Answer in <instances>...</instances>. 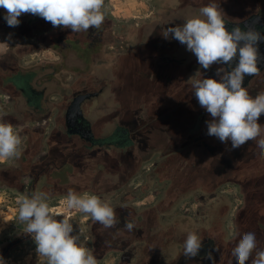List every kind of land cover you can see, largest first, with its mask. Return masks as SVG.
I'll return each mask as SVG.
<instances>
[{"label": "rangeland", "instance_id": "rangeland-1", "mask_svg": "<svg viewBox=\"0 0 264 264\" xmlns=\"http://www.w3.org/2000/svg\"><path fill=\"white\" fill-rule=\"evenodd\" d=\"M236 1V6L230 7L227 18L234 22L245 19L247 14L237 17L234 13L247 7L264 21V0H256L257 5L254 0ZM105 2L107 12L104 23L99 29L91 28L87 37L82 32L72 33L71 29L62 26L54 28L50 22L32 14H22L18 18L21 21L19 26L9 27L4 20L5 9L0 8V120L11 123L19 131L22 138L20 155L31 140L24 135V127L29 128L38 122L48 123L41 118L45 113L51 111L56 114L63 102L65 106L69 105L78 94L98 92L96 99L85 103L87 122L92 129L90 132H96L97 137L108 138L117 126L132 128L133 123L126 124L127 114L122 116L118 106L125 104L134 108L136 115H133L137 120L135 131L136 135L139 134L136 136L137 145L133 147L134 155H125L124 147L117 149L118 154L121 152L120 163H117L119 174L113 176L104 172L98 175L95 170H101V164L94 168L89 165L88 174L83 178L81 172L78 173L81 176L78 179H82L80 182L85 188H72L79 194L88 192L99 196L109 202L117 214L119 223L108 230H103L99 222L84 220L81 214L73 217V234H79V228H83L81 242L93 251L99 264H189L193 258L182 256L177 259L176 251L178 243H183L190 231L197 232L201 237L204 233L219 238L218 245L221 239H233L237 231L241 232L239 238L244 233L253 232L259 240L258 249L264 250L261 248L264 240V160L259 158L255 141H248L235 150L227 147L226 155L229 154L231 162L236 164L228 180L214 183L192 181L183 190L179 187L180 190L167 192L169 183L160 172L166 171L168 154L179 146L178 138L188 139L189 136L199 135L202 130L207 131L208 113L193 97L189 80L200 78L196 76L197 72L202 78L219 80L215 73L222 65L214 64L209 70H204L192 54L193 59L181 64L182 69L167 70L172 64L161 60L164 49L153 48L150 40L152 34L160 32V27L166 29L175 22V11L184 5L186 8L188 2L193 4L198 0ZM85 38L92 40L90 44L100 45L94 50H85ZM130 52L139 54L136 55V63L131 66L130 58L125 56ZM154 52V57L160 58L152 61ZM25 75L28 78L26 84L30 85L28 88L40 93L38 104L27 100L24 94L28 88L18 83ZM169 79L175 85L170 89L167 87ZM245 79L246 76L243 84H247ZM178 84L180 86H176ZM245 88L253 98L264 91V70H261L253 86ZM183 89L187 90L182 101L175 102L172 109L166 110L174 94L181 93ZM31 114L40 119L34 123L30 119ZM147 120H152L153 124H145ZM61 123L60 120L56 124L51 137L54 143L65 145L64 125ZM258 123L264 126V114ZM46 132H50V126ZM72 139L67 142L68 146ZM45 148L46 143L43 151ZM214 158L219 159V156H212L209 162ZM18 159V163H13L15 159L0 162V234L4 236L0 239V257L5 264H46L36 252L32 235L25 232V224L18 220L17 198L22 194L30 196L45 192L50 205L60 209L59 202L69 188H52L44 181L39 183L36 192L24 188V192L20 193L19 189L8 188L18 184H15L16 173L21 175L26 172L22 157ZM224 159H219L211 169L217 168ZM207 165L210 167L209 163ZM95 173L96 177H93ZM56 176L59 179H55ZM53 178L67 186V178L58 174H54ZM43 183L45 187H40ZM157 204H160L158 210L163 211L156 218L150 206ZM193 205H196L195 209ZM132 213L137 215L130 216ZM62 218L56 217L57 220ZM128 219L136 224L132 233L124 229ZM226 244V251H229V243ZM219 254L225 257L219 255L222 260L229 257L228 253Z\"/></svg>", "mask_w": 264, "mask_h": 264}, {"label": "clouds", "instance_id": "clouds-1", "mask_svg": "<svg viewBox=\"0 0 264 264\" xmlns=\"http://www.w3.org/2000/svg\"><path fill=\"white\" fill-rule=\"evenodd\" d=\"M0 8L5 9L4 20L9 27L19 26L22 14H32L54 28L62 26L72 33L99 29L107 12L105 0H0ZM163 37L186 45L204 70L214 64L222 65L215 73L219 80L202 78L199 72L196 76L200 78L189 80L199 105L212 118L206 121L207 135L222 143L230 141L233 150L255 141L259 158L264 160V126L258 123L264 114V91L253 98L242 86L246 75H261L257 66L261 59L258 45L264 42V35L254 26L247 30L236 26L229 31L222 8L216 0H210L197 14L186 18L183 25L164 29ZM237 55L238 63L233 67ZM21 144L16 127L0 120V162L19 158ZM59 203L62 208L52 207L45 192L17 198L18 220L25 224V232L32 235L37 254L46 264H99L93 251L81 242L83 228H79V234H73V217L81 214L84 220L99 222L103 230H108L119 223L115 209L95 194H79L72 189ZM192 207L195 209L196 205ZM58 216L63 218L57 220ZM124 229L132 233L135 222L128 219ZM201 248L202 237L195 231L188 232L183 242L184 256L196 257ZM254 252L251 264H264V250L257 248L255 233H244L231 250L227 264H233V259L236 264H246ZM0 264H5L2 257Z\"/></svg>", "mask_w": 264, "mask_h": 264}, {"label": "crops", "instance_id": "crops-1", "mask_svg": "<svg viewBox=\"0 0 264 264\" xmlns=\"http://www.w3.org/2000/svg\"><path fill=\"white\" fill-rule=\"evenodd\" d=\"M238 10V9H237ZM238 11L241 12V15H243V13H245V15L247 14L245 19H242L240 21H235V23H226L228 24H239L240 23H244L249 21V19L253 16H255L256 14H252V10H250L249 8H241ZM257 20H259L262 24H264V21H261L258 17H256ZM261 70H264V65L262 66H258ZM251 76H247L246 75V79L245 82L247 83L248 80L250 79ZM254 85V84H253ZM252 84H242L243 87L246 86H253ZM35 91V90H33ZM38 92V91H36ZM39 93V92H38ZM40 94V93H39ZM98 95V92H93L92 94L89 95H85V94H78L77 96H75L72 100V102L68 105L66 104V106L63 104L61 105V108H59V111L56 112V114H52L51 111H48L47 113H45L44 116H42L41 118H43L46 122V124H40L38 122V124H33L36 125V127H39L37 125H40V134H42V136L40 137V145L36 146L35 148H33V150L30 152V154H25L23 153L22 155L19 156V158H21L22 156V165L24 166V169L26 170V172H31V175L33 177H35V184L34 187L32 188V191L34 190V192H36L35 190L37 189V187L39 186V183L41 182H45V183H49V187L55 188V187H65V188H76V190H82L83 188H85V186H83L84 184H82V182H80L81 180L78 179L79 178V174L81 172V176L83 178V176H85L86 174H88L87 170V166H91V167H98L101 164V170H95V172L99 175H103L104 172L107 174H112L113 176H115L116 174H119L120 169H118L117 166H114V162L116 160H119V154L116 147H114V143L117 145V142H114V138L118 137V133L120 131H123L126 133L125 130L123 129H129L130 131V136L131 139L133 141H137L136 140V125L137 124V120L136 117L133 115V119H127V123L131 124L133 123L132 128L130 126H117V128L114 129L112 135L108 138H103V137H97L96 132H90L92 131V129L89 126V122H87V111L85 108V103L88 100H93L96 99ZM80 96H84L82 99L79 100L78 104L76 106L75 105V99L77 97ZM87 99V100H86ZM66 99H64L65 101ZM38 106V105H37ZM36 106V107H37ZM63 110V112H62ZM39 112V111H37ZM61 114V115H60ZM29 116V115H28ZM33 119V122L36 123L39 119L37 117H35L34 115H30V119ZM76 124L81 123V127L79 129H75L73 128V126L70 125V120H74ZM61 120V125H64V130H62L63 132V136L65 138V145H60L58 144L56 141L55 143L53 142V139L51 137L52 132H55V127L56 124H58V122H60ZM210 119H207V121ZM130 124V125H131ZM52 125V126H51ZM48 126H50V132H46V129L48 128ZM76 126V125H74ZM33 126L29 127L32 128ZM120 135V134H119ZM62 136V135H60ZM51 137V138H50ZM67 137H70V139H68ZM72 137H76L75 139ZM35 138H37V136H35ZM51 139V140H50ZM72 139L71 145L68 146L67 142H69ZM62 141V140H60ZM76 141V142H75ZM46 143V148L42 149L43 146H45ZM230 143V141L228 142ZM119 145V144H118ZM227 147H231V143L227 144ZM37 148V149H36ZM242 148V147H240ZM230 149V148H229ZM51 150L52 152L50 153L49 157H52V160L50 163H48V166H44L42 167L41 165H39L38 163H36V167L35 169L33 168L32 170L26 165V163H31L34 161L35 157L39 156V155H45L47 154V152ZM227 151V149L225 150V152ZM235 154V152H234ZM218 155V154H217ZM233 155V153H232ZM25 156V157H24ZM214 156L211 155V157ZM219 156V155H218ZM226 159H224L223 162L229 163L228 165H230V167L233 166V164H235V162H231V158L228 155H226ZM223 158L219 156V159ZM210 159V158H209ZM218 159V160H219ZM19 159L17 160V158L15 159V161L13 163H18ZM216 163L218 164V161L216 158H214V160L211 161V163L209 162V166H213V164ZM226 165V166H228ZM222 166L221 164H219L217 166L220 167ZM93 167V168H94ZM215 168V167H213ZM85 169V170H84ZM96 169V168H95ZM98 169V168H97ZM24 173V172H23ZM96 173L93 174V177H96ZM54 174H58L63 176V178H67L68 183L67 186H64L65 184L62 183H57L55 179H59L53 178ZM80 176V177H81ZM24 180V179H23ZM55 180V181H54ZM224 181V180H222ZM26 186H24L22 189H20L18 186H11L8 188H15V189H19L20 193H22L23 189ZM40 187H45V184L43 183L42 186ZM42 191V190H41ZM24 192V191H23ZM153 207V206H150ZM137 213V212H136ZM136 213H132V215L130 216H136ZM134 220V219H133ZM127 221V220H126ZM2 229H4V227H2ZM1 233V232H0ZM241 232L237 231L235 237H233V239L231 240H225V239H221V244L218 245L219 242V238L216 239V237H212V236H206L204 233L202 235V248L199 251V254L196 257H192L193 261H191V263L189 264H213V260L215 261V264H227L228 259H230V253L231 250L235 247L236 243H238L239 239V235ZM3 234H0V239H2ZM4 237V236H3ZM257 239V245H258V238ZM236 240V241H235ZM226 243H229L228 250L226 251ZM218 245V246H217ZM262 247L264 248V240H262ZM177 251H176V258L179 259L182 256H184L183 254V243L180 241L178 243L177 246ZM258 248V247H257ZM219 253H228L229 257L225 260H222L221 258H225L224 256L220 255ZM209 254L211 255V258H209ZM216 254H218L217 258L215 257ZM219 255L221 256V258L219 257ZM253 255H255V252L253 253ZM255 256H253L254 258ZM191 258V259H192ZM251 258V260L253 259ZM174 259V258H173ZM220 259V260H218ZM249 260V261H251ZM249 261L247 262L249 264ZM235 259H233V264L235 263Z\"/></svg>", "mask_w": 264, "mask_h": 264}, {"label": "trees", "instance_id": "trees-1", "mask_svg": "<svg viewBox=\"0 0 264 264\" xmlns=\"http://www.w3.org/2000/svg\"><path fill=\"white\" fill-rule=\"evenodd\" d=\"M255 1L256 0H254L253 3ZM209 2L210 0H198L197 3H193V4L188 2V4H186V8H185V5L183 4L184 6L180 7L179 10L175 11V14H176L175 22L171 26H168V27H176V26L183 25L186 18H190L191 16L197 14L198 9L202 6L207 5ZM216 2L220 5L223 12L225 13L226 23H235L234 21L227 18V16L229 15V11L231 10L230 7L233 5L236 6L237 1L236 0H216ZM254 4L257 5V2H255ZM234 14L238 17L241 15V12L236 11ZM168 20H169V17L167 18V21ZM237 21H240V20H237ZM229 28H231V26H229ZM163 30L164 28L160 27L159 33H156L154 35L152 34V39L150 40L152 41V47L153 48L159 47V49L161 48L164 49L163 54H161L162 56L161 60L165 61L166 63L172 64V66L170 65L169 67H167V70L168 68L173 70L174 68H178V67L182 69L181 64H186L187 60L189 61L190 59H193V56H192L193 53L188 51L186 48V45H182L179 41L175 39H171V38L165 39L163 37ZM89 31L91 33V28L87 32H82L83 36L87 37ZM96 36H98V34H96ZM90 43H92V40L90 39L84 42L85 50L91 51V50L98 48V46L100 45V43H96V42H95L96 44H90ZM142 47H144V43ZM143 52L144 50L141 53ZM133 55L138 56L139 54H135L133 52L125 54L126 57L130 58L129 66L134 65L136 63L137 56L134 57ZM154 56H155V52L151 56L152 61L158 60L160 58V57H154ZM172 70H170L169 72H172ZM26 76L27 75H25V77L22 76V78L20 77V79L18 78L19 85H21L25 89L26 87L28 88L30 86L26 84V82H28V78ZM257 77L258 76H251L247 83L253 85L257 81ZM180 80H181V77L178 80V82ZM167 84H168L167 87L169 89L175 86L173 85L172 79H169L167 81ZM176 86H180V84ZM186 90L187 89H183L181 93L179 92L175 93L174 96L172 97V102L169 103L170 105L169 106L168 104L166 105L167 107L166 110L172 109L173 108L172 104H174L175 102L182 101V97L185 96ZM35 94L36 96L28 88V90L26 89V94L24 95L26 96L27 99L28 98L31 99L29 101L30 103H33L35 105V104H38L40 101V98H39L40 94L38 92H36ZM118 106H119L122 116L127 114L125 116L128 117V119L133 118L134 108H131L130 105H125V104L124 105L118 104ZM208 119H212L209 113H208ZM145 124L147 125L153 124V121L147 120L145 121ZM123 130H125L126 133L123 131H120L117 135L118 137L114 138V142L118 141L117 145L114 143V147L118 149H121L122 147H124L125 155H134L133 147L137 145V142L131 139V136H130L131 134H130L129 129H123ZM177 142L180 143L177 149H175L173 152L168 154L169 156L167 157V160H169V162L165 165V168H164L166 169V171L160 170L163 176L161 177L164 178L169 183L167 192L172 189L180 190L179 187H181V189L183 190L184 186L187 185L188 182H192V181L194 183L195 181L196 182L210 181L214 183L215 181H218V180L230 179L231 175L233 174V171L231 169H233L234 165L236 164H233V166L230 167V165H228L229 163H227L226 161V162H223V164H221L222 166L218 168H212V169H211V166L208 167L207 165L209 163V158H211V155L213 154L214 155L218 154L221 157L223 155V158L225 159L227 158L225 150L227 149L228 142L222 143L216 137L207 135L206 130L205 131L202 130L201 133H199V135L195 137L189 136L188 139L178 138ZM117 163L118 164L120 163L119 160H116L114 162V166H117ZM206 167H208V170L206 169ZM160 203H163V201ZM158 206H160V204H157L150 208V211H152V214H155V217L158 216V214H160V212L163 211V209L158 210Z\"/></svg>", "mask_w": 264, "mask_h": 264}, {"label": "flooded vegetation", "instance_id": "flooded-vegetation-1", "mask_svg": "<svg viewBox=\"0 0 264 264\" xmlns=\"http://www.w3.org/2000/svg\"><path fill=\"white\" fill-rule=\"evenodd\" d=\"M229 26H231V28H229ZM236 26L241 27L243 30H247V27L248 26H254L258 31L261 32L262 35H264V24H262L259 20H257L256 19V16L251 17L249 19V21L244 22V23L233 24V25L232 24H228V25L226 24V28L229 31H231V29L234 28V27H236ZM86 40H87V38H85V41ZM258 51L260 53L261 59L259 60L257 66H262V65H264V42H260L259 43V45H258ZM236 63H238V55H237L236 60L233 62V67H235ZM31 92L36 96V94H35L36 92L35 91L31 90ZM27 100L30 101L31 99L28 98ZM70 125L73 126V128H75V129H79L81 127V123L76 124L75 119L72 120V121L70 120ZM74 125H76V126H74ZM39 131H40V126L39 127H36L35 125H33L32 128L24 127V135L25 136H29L30 139H31V140H29L26 143L27 145H26V148H25V151H24L25 154H28L29 151H32L33 148H35L36 146L40 145V137L42 136V134H40ZM35 136H37V138H33L32 139V137H35ZM51 152L52 151L49 150L47 152L46 156L45 155H39L36 160H34L31 163L30 162L29 163H26V165L31 170L33 168L35 169L36 163H38L42 167L48 166V163H50L51 160H52V157H49ZM14 173H16V172H14ZM16 175H17V177H16L17 178V181L15 182V184L18 183L16 186H18L20 189L23 188L24 186H26L25 188H29V189L32 190V188L34 187V184H35V177H33L31 175V172H28V173L24 172L21 175L18 174V173H16Z\"/></svg>", "mask_w": 264, "mask_h": 264}, {"label": "water", "instance_id": "water-1", "mask_svg": "<svg viewBox=\"0 0 264 264\" xmlns=\"http://www.w3.org/2000/svg\"><path fill=\"white\" fill-rule=\"evenodd\" d=\"M84 96H80V97H77L76 99H75V105L74 106H76L77 104H78V102H79V100L80 99H82Z\"/></svg>", "mask_w": 264, "mask_h": 264}]
</instances>
